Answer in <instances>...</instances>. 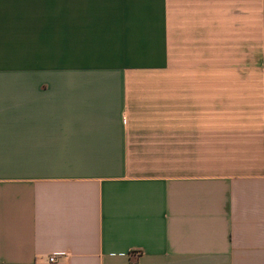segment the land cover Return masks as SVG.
Returning <instances> with one entry per match:
<instances>
[{
  "label": "crops",
  "instance_id": "0c3cea01",
  "mask_svg": "<svg viewBox=\"0 0 264 264\" xmlns=\"http://www.w3.org/2000/svg\"><path fill=\"white\" fill-rule=\"evenodd\" d=\"M0 264H264V0H0Z\"/></svg>",
  "mask_w": 264,
  "mask_h": 264
},
{
  "label": "built area",
  "instance_id": "2783aa9c",
  "mask_svg": "<svg viewBox=\"0 0 264 264\" xmlns=\"http://www.w3.org/2000/svg\"><path fill=\"white\" fill-rule=\"evenodd\" d=\"M46 259L49 261H53L56 259V255L53 253H50V254L46 255Z\"/></svg>",
  "mask_w": 264,
  "mask_h": 264
}]
</instances>
